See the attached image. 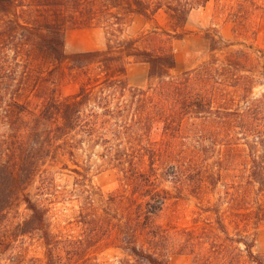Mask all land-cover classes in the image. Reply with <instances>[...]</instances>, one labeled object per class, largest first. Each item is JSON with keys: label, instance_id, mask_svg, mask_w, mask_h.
<instances>
[{"label": "trees", "instance_id": "trees-1", "mask_svg": "<svg viewBox=\"0 0 264 264\" xmlns=\"http://www.w3.org/2000/svg\"><path fill=\"white\" fill-rule=\"evenodd\" d=\"M205 2L0 0V125L5 127L0 227L14 199L22 200L29 214L15 224L13 236L36 232L44 245L42 264H103L93 254L101 244L125 252L119 264H168L165 242L170 239L177 242L176 251L191 256L190 264H264V251L254 249L264 222V90L253 92L264 85L260 51L209 36L208 57L175 72L173 39L185 36L191 9ZM40 7L49 15H35ZM159 10L168 15V29L153 26L135 36L123 35V25L133 16L150 19ZM70 25L103 27L105 46L66 53L64 29ZM39 50L57 62L69 60L86 77L77 92L46 102L41 117L29 126L21 97L31 85L28 64ZM130 58L147 65L145 86L128 84ZM52 118H58L54 125ZM189 119L192 127L182 137H195L193 150L176 151L172 139ZM156 134L159 138L153 139ZM96 145L102 148L103 162L120 171V189L106 196L100 189L92 193L85 189L94 187L85 172L74 168L82 182V234L57 238L46 207L22 191L23 186L57 149L73 156ZM216 149L219 162L227 161L220 169L207 162L209 151ZM239 163H244L241 178ZM162 170L172 178L173 193L152 178ZM222 175L229 176L224 183L228 189L218 198L223 208L207 201L194 211L192 226L172 231L155 222L170 198L188 193L201 202ZM111 204L114 215L104 212Z\"/></svg>", "mask_w": 264, "mask_h": 264}, {"label": "rangeland", "instance_id": "rangeland-1", "mask_svg": "<svg viewBox=\"0 0 264 264\" xmlns=\"http://www.w3.org/2000/svg\"><path fill=\"white\" fill-rule=\"evenodd\" d=\"M50 11L37 8L34 12L37 16L49 15ZM168 15L164 10H159L152 18L145 19L140 16H133L122 27L123 35L135 36L140 31L153 26L169 28ZM186 31L182 39H173V53L177 61L175 72L182 71L198 64L208 57L209 36L219 38L221 42H233L234 46L251 45L259 49L260 63L264 64V0H206L204 5L191 9L187 21L184 25ZM65 51L72 53L91 49L103 48L107 41L105 30L101 26L75 27L67 26L64 29ZM29 79L31 85L21 97L26 108L23 118L28 121L29 126L35 124L37 117H41V112L50 99L61 100L66 95L77 92L81 80L86 77L76 68L70 65L69 60L57 62L46 51H35L34 59L28 64ZM18 75L16 74L15 77ZM147 65L141 61L130 58L127 62V81L131 86H145L147 84ZM264 90V85L253 89L256 94ZM128 92H125V97ZM58 121H50L54 125ZM42 122V120H41ZM49 122V121H48ZM39 123L36 124V127ZM192 127V119L184 122L183 129L178 136L172 139L176 151L193 150L195 137H188L189 127ZM5 127L0 125V146L3 142L2 136ZM159 136L156 134L153 139ZM218 149V147H217ZM211 150L207 154V162L220 169L227 163L226 160L219 162L220 152ZM99 145L79 149L73 156H68L61 149H57L55 154L49 156L39 166L38 171L32 179L25 184L22 191H26L38 204L46 207L49 228L52 233L60 239L75 238L82 234L83 224L79 216L81 209V176L73 170L80 168L85 172L92 193L100 189L105 196L120 189L121 173L112 164L103 162ZM178 153V152H177ZM185 155V154H183ZM240 158L239 162H242ZM215 165V166H214ZM243 164L239 163L236 173L242 175ZM226 173V170H224ZM152 176L156 184L175 191L171 176L164 171ZM151 176V175H150ZM225 178L222 179L215 188L205 190L204 198L201 202L199 198L191 194H184L180 199L170 198L164 205L160 213L155 217V222L160 224L163 230H175L183 226H192L194 211L201 205H207V201L221 204L219 196L225 195L228 189ZM241 178V177H240ZM90 181V182H89ZM98 191V190H97ZM98 203H102L99 201ZM202 207V206H201ZM224 204H221V208ZM115 214V207L104 206V212ZM119 213V211H118ZM29 214V210L20 199H14L4 226L0 227V264H42L44 257V245L36 232L13 236L16 234L15 224L24 220ZM211 214V212H206ZM11 235V236H10ZM10 236V240H9ZM142 240L139 239V244ZM166 248L168 264H190L191 256L186 252L176 251V241L170 239ZM146 246V245H144ZM254 249L259 252L264 251V222L259 226L255 237ZM97 260L103 264H119L118 259L125 255V252L110 244H101L95 248L93 253ZM245 264V263H244Z\"/></svg>", "mask_w": 264, "mask_h": 264}]
</instances>
